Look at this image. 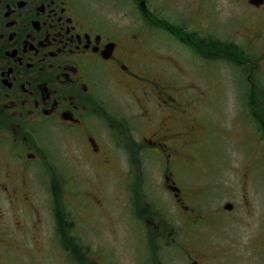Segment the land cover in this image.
Segmentation results:
<instances>
[{"label": "flooded vegetation", "instance_id": "obj_1", "mask_svg": "<svg viewBox=\"0 0 264 264\" xmlns=\"http://www.w3.org/2000/svg\"><path fill=\"white\" fill-rule=\"evenodd\" d=\"M183 1L0 0V264H42L45 251L59 264H119L115 244L86 246L83 215L67 202L75 178L120 187L112 198L132 222L129 264H218L215 250L264 264V231L249 244L209 242L245 205L193 206L180 179L228 175L258 191L264 0H226L222 23L211 3ZM220 65L236 73L231 125L210 113ZM59 143L64 156H52ZM101 196L99 218H110Z\"/></svg>", "mask_w": 264, "mask_h": 264}, {"label": "rangeland", "instance_id": "obj_2", "mask_svg": "<svg viewBox=\"0 0 264 264\" xmlns=\"http://www.w3.org/2000/svg\"><path fill=\"white\" fill-rule=\"evenodd\" d=\"M184 5L187 3L190 7L195 4L194 0H184ZM204 2H209L213 6V12L215 19L218 23H222L224 18L229 12V6L226 3V0H204ZM197 4V2H196ZM222 35V32L219 33ZM168 50L175 51V48L172 49L167 47ZM220 72L223 76V81L218 83H212V80H209V83L205 82L200 84V86L206 89L207 84H214V97H215V111L214 108L210 110V113H213L217 116V121L219 120L221 124L228 125L234 123V82H236V73L233 69H226L224 66L219 67ZM188 78L183 80L184 88L189 82L190 75ZM225 82V84H224ZM233 85V86H232ZM58 146L51 147L48 149L49 153L52 156H58L61 154V157L64 156V147L62 143L57 144ZM231 159H237V155L231 153L228 155ZM237 161V160H236ZM75 165L70 164V168H73ZM191 172H182V186L185 190H189L191 199L189 204L191 205H201L209 208L211 211H216L219 208H222L225 204L230 203L235 206L244 207L237 209L239 211L236 215L240 217L237 223H230L226 226V229L218 228V231L212 229L209 233L211 234L209 242L212 243L211 246L216 249V244L222 245L226 240H238L244 244H249L251 241H254L257 238V234L264 231V175L258 173L255 182V189H258L255 192L251 188H247V193L243 191L242 182L233 176H224V177H212L207 178H197L196 176L190 175ZM214 179V180H213ZM101 186L98 184V181L87 178L83 182H80L78 178H75V181H68V187L70 192L68 194V204L71 205L70 212L73 218L82 217L84 224V235L86 240V246L91 248L94 252L97 242H105V247L113 249L111 246L114 244L118 247L119 251L117 253L119 264H129L128 262L133 261V254L130 251L131 241L130 233L128 231L132 222L124 220L121 218L122 210L120 207H116L113 204V198L115 192L112 188H120L111 182L110 180H103L100 182ZM102 188V189H101ZM211 188L215 189L213 193H210L209 196L202 193L204 189ZM104 199L108 200V215L107 217L100 219V210L96 205V202L100 199L102 200V195ZM113 197V198H112ZM112 204V208H111ZM247 206V208H246ZM205 211V208H204ZM243 211H249L244 213ZM82 212H88L86 215ZM44 213V212H43ZM45 221H49L51 224V219L49 215L44 213ZM79 221V220H78ZM259 222L261 224H259ZM179 228L186 231L187 226L185 224L178 225ZM262 228V229H261ZM235 234H232V233ZM213 233V234H212ZM191 236L190 233H188ZM83 236V234H82ZM209 239V238H208ZM230 244V243H229ZM224 246V245H223ZM237 248V245H232V249ZM122 250H125L123 252ZM241 253V251H235L234 253ZM56 253V252H55ZM167 256H169L166 253ZM39 259L42 261V264H59L60 261L57 260L55 254L48 253L47 251L39 254ZM210 258H217L218 264L227 262L231 264V261L224 260V254L222 251H214L209 254ZM220 258V261L218 260ZM221 262V263H220Z\"/></svg>", "mask_w": 264, "mask_h": 264}, {"label": "trees", "instance_id": "obj_3", "mask_svg": "<svg viewBox=\"0 0 264 264\" xmlns=\"http://www.w3.org/2000/svg\"><path fill=\"white\" fill-rule=\"evenodd\" d=\"M58 194L56 193V204H57ZM58 205V204H57ZM61 216L63 217V209H59ZM63 223H59V225H62Z\"/></svg>", "mask_w": 264, "mask_h": 264}]
</instances>
